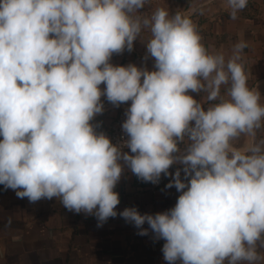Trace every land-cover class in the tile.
Instances as JSON below:
<instances>
[{"label":"clouds","instance_id":"9594fccd","mask_svg":"<svg viewBox=\"0 0 264 264\" xmlns=\"http://www.w3.org/2000/svg\"><path fill=\"white\" fill-rule=\"evenodd\" d=\"M248 2L223 6L236 20ZM150 3L0 0V185L97 227L119 215L151 230L167 264H264V103L248 84V42L210 51L191 15L142 11ZM145 32L152 70L111 62ZM102 97L130 102L118 143L93 123ZM125 169L154 185L171 177L175 205L118 212Z\"/></svg>","mask_w":264,"mask_h":264},{"label":"crops","instance_id":"0c3cea01","mask_svg":"<svg viewBox=\"0 0 264 264\" xmlns=\"http://www.w3.org/2000/svg\"><path fill=\"white\" fill-rule=\"evenodd\" d=\"M156 7L191 15L210 51L228 52L238 40L247 41L244 62L248 84L259 87L264 103V0H249L236 20L230 18L223 0H153L150 13ZM201 7L203 15L198 11ZM147 37L148 33L142 34V42L138 38L132 52L113 55L111 62L152 70L154 59L144 60L143 41ZM191 95L200 99L196 93ZM102 100L105 110L93 123L100 124L97 131L106 133L109 123L130 102L114 107L105 98ZM258 137H264V130ZM115 190L120 196L118 212L135 207L141 214L166 211L175 205L179 195L165 186L137 184L128 169ZM138 233L139 229L119 215L97 227L94 216L70 212L55 198L30 203L0 185V264H167L161 251L165 241L154 239L151 230L146 236Z\"/></svg>","mask_w":264,"mask_h":264},{"label":"built area","instance_id":"2783aa9c","mask_svg":"<svg viewBox=\"0 0 264 264\" xmlns=\"http://www.w3.org/2000/svg\"><path fill=\"white\" fill-rule=\"evenodd\" d=\"M153 0H151L152 3ZM151 3L150 5H146L145 9L142 11H145L146 13L150 14V9H151ZM147 33V32H145ZM143 33V34H145ZM125 111H121L119 112L114 119L109 123L107 130H106V134L112 139L113 143H118L122 140V138H126L125 134L122 131L121 125L122 122L125 120ZM177 166H173L170 171L171 172H175ZM183 175V174H182ZM171 179V177H161V180L159 182V184H152V183H145L140 181L139 179H137V177L135 176V181L137 184L139 185H143V184H150L152 187H159V186H165L169 180ZM173 191L177 192L175 187L171 188Z\"/></svg>","mask_w":264,"mask_h":264},{"label":"rangeland","instance_id":"374dc122","mask_svg":"<svg viewBox=\"0 0 264 264\" xmlns=\"http://www.w3.org/2000/svg\"><path fill=\"white\" fill-rule=\"evenodd\" d=\"M261 251H264V249H261Z\"/></svg>","mask_w":264,"mask_h":264}]
</instances>
